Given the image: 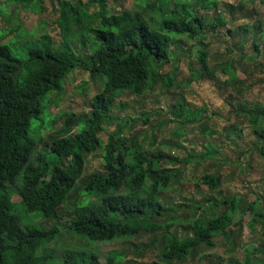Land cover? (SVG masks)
<instances>
[{"label":"trees","instance_id":"obj_1","mask_svg":"<svg viewBox=\"0 0 264 264\" xmlns=\"http://www.w3.org/2000/svg\"><path fill=\"white\" fill-rule=\"evenodd\" d=\"M5 2L34 13L42 10L41 0ZM113 2L122 6L123 0ZM258 2L264 4V0ZM133 3L136 9L115 10L108 0H57V16L53 20L60 37L57 43L47 32L25 39L28 31L18 26L15 19L13 24L0 28V264H114L122 257L105 255V263H101L90 248H63L62 260L57 261L54 252L59 248L57 238L61 228L89 241L156 234L149 240L151 248L159 240L155 255L175 260L194 256L203 245H213L216 236L240 224L234 217L246 209L251 212L247 227L253 232L257 230L260 209L254 206L255 201L247 202L246 208L240 207L243 199L236 194L219 200L203 197L199 203L186 205V211L174 215L173 207L164 204L162 189L181 174L175 165L184 161L160 149L146 150L135 141L136 135L120 137L118 131H110L103 142L99 132L104 122L113 120L109 111L122 93L139 95L152 90L158 81L165 89L171 86L174 78L161 68L169 65L171 51H174L171 57L177 59L175 49L183 48V40L192 42L186 48L188 79L184 85L187 86L192 80L216 77L201 39L205 30L230 39L238 36L229 42L227 49L240 52L244 43L239 38L247 39L241 29L251 31L249 57L260 72H264V50L255 37H264V33L257 24L247 23L228 26L226 33L218 31V26L229 25L215 9L218 0H133ZM0 14H7L3 3ZM11 32L14 34L6 38ZM76 39L90 45L89 59L75 51L72 42ZM196 42L201 47L197 55H192ZM258 55L262 59H257ZM73 68L96 74L99 90L91 96L87 113L62 114L63 126L46 135L43 142L44 130L56 119L47 110L44 114L41 103L44 98L50 100L49 95L59 93L64 77ZM220 69L225 75L223 84L240 91L242 80L233 65L225 61ZM234 83L239 87L234 88ZM235 112L254 127L259 144L256 150L264 156V105L257 103L252 108L240 100ZM171 113L192 121L201 109L190 111L173 105ZM97 148H101V170L91 171L80 179L86 155ZM205 148V156L213 152L209 144ZM20 174L21 183L16 178ZM200 182L216 189L219 175L206 172L200 176ZM13 183L17 203L12 200ZM73 192L82 198L67 213L68 223L57 220L47 229L22 226L13 210L14 205L20 204L26 211L38 212L55 221L60 218L59 207ZM178 221L185 222L183 235L169 229ZM261 228L264 235L262 225ZM255 253L264 255V246H251L242 259L230 260L228 264H264V256Z\"/></svg>","mask_w":264,"mask_h":264},{"label":"rangeland","instance_id":"obj_2","mask_svg":"<svg viewBox=\"0 0 264 264\" xmlns=\"http://www.w3.org/2000/svg\"><path fill=\"white\" fill-rule=\"evenodd\" d=\"M218 1L215 9L229 22V25L218 26V31L226 33L228 26L247 23L249 26L257 24L264 33V4L258 0ZM2 3L7 14H0V28H4L7 23L13 24L15 19L18 26L28 31L25 39L47 32L56 43L59 41L58 28L53 22L57 16V0H41L42 10L38 13L21 10L5 0H0V5ZM239 3H243L242 6ZM108 4L115 10L137 8L133 0H123L122 6L114 4L113 0H108ZM241 31L247 38L246 41L239 38L244 43L241 52L227 49L229 42L235 41L238 36L230 39L226 35L211 34L208 30L203 32L205 37L201 39L209 55V65L214 68L216 77L192 80L187 86L184 85L188 79L186 48L192 45V42L183 40V48L175 49L177 59L171 57L174 52L171 51L169 65L161 68L162 72H169L174 78L171 86L165 89L158 81L152 90L142 94L122 93L115 99L109 111L113 120L103 123L99 136L105 142L110 131H118L120 137L136 135L135 141L142 143L146 150L160 149L177 160L184 161L175 165L179 167L181 174L162 189L164 204L168 208L173 207L174 215L186 211V205L199 203L203 197L219 200L222 196L231 197L236 194L241 197L240 200L243 199L240 207L246 208L247 202L255 201L254 206L260 209L257 230L253 232L247 227L251 212L246 209L244 213L239 212L234 217V220H240V224L233 225L227 233L216 236L213 245H203L194 256L175 260L159 259L155 255L160 246L159 240L154 242L153 248L149 245V240L156 234L139 233L131 238L89 241L60 226L61 231L57 238L59 248L54 252L57 261L62 260L63 248H90L101 263H105V255L120 254L122 257L114 264H150L151 261H160L162 264H228L230 260L242 259L251 246H264L261 228V225L264 227V156L256 150L259 144L255 140L254 127L248 124L244 116L235 112L240 100L247 102L252 108L257 103L264 105V72L255 68L249 57L252 32H244L242 29ZM13 34L14 32L9 33L6 38ZM257 34L260 36V31ZM255 39L259 41L260 49L264 50V37ZM72 45L81 57L89 59L88 43L83 44L82 40L76 39ZM193 45L192 55H197L201 46H198L197 42ZM257 59L262 57L258 55ZM225 61L233 65L236 75L242 80L240 91L231 90L223 84L225 75L220 67ZM99 85L96 74L90 75L88 71L79 68L69 70L59 93L55 96L49 95L50 100L44 98L41 103L44 114L47 110L56 119L49 129L44 130L42 141H45L46 135L57 132L63 126L62 114L87 113L90 110L91 96L99 90ZM235 87H239V84L234 83ZM181 101L183 102L180 103ZM173 105L190 111L201 109V113L194 120L186 121L184 115L175 116L171 113ZM49 116L46 114L47 119ZM151 141H154V144H151ZM208 144L212 146L213 152L205 156V146ZM96 170H101V148L86 155L80 179ZM206 172H216L219 175L216 189L200 182V176ZM16 178L21 183V174ZM80 184L78 181L77 186ZM10 190L13 192L12 200L17 203L19 198L16 194V183H13ZM81 198V195L76 197L73 192L59 207L60 218L55 221L44 218L38 212L26 211L20 204L14 205L13 210L18 214L22 226L35 225L47 229L57 220L60 223H68L70 215L67 213L71 212L73 204ZM176 204L181 206H175ZM223 208L224 206H221V209ZM184 224L185 222L178 221L169 229L183 235L186 233ZM52 244L53 242L48 245ZM255 255L264 256L262 253Z\"/></svg>","mask_w":264,"mask_h":264}]
</instances>
